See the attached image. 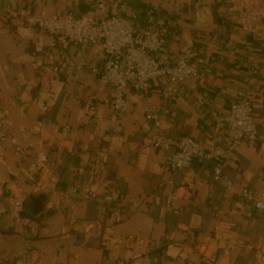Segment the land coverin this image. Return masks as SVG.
<instances>
[{
	"label": "crops",
	"instance_id": "1",
	"mask_svg": "<svg viewBox=\"0 0 264 264\" xmlns=\"http://www.w3.org/2000/svg\"><path fill=\"white\" fill-rule=\"evenodd\" d=\"M69 12L166 27L160 61L185 56L199 74L168 97L157 78L146 97L127 89L129 109L116 114L113 86L80 64L93 61L96 45L63 42L61 32L27 22ZM105 60L99 53L96 63ZM241 92L253 102L259 139L168 169L174 145L151 144L145 107L156 108L171 143L190 135L222 146L229 128L218 118ZM0 109V178L24 192L21 216L30 219L10 216L0 190V264H26L39 250L41 264H214L193 251L197 239L213 241L231 264L264 260V212L241 194L264 188V19L242 28L227 0H0ZM215 164L231 186L214 178ZM169 180L179 195L172 205Z\"/></svg>",
	"mask_w": 264,
	"mask_h": 264
},
{
	"label": "built area",
	"instance_id": "2",
	"mask_svg": "<svg viewBox=\"0 0 264 264\" xmlns=\"http://www.w3.org/2000/svg\"><path fill=\"white\" fill-rule=\"evenodd\" d=\"M227 2L236 12L238 23L244 29H252L257 20L264 19L263 0H227ZM27 22L49 34L61 32L59 38L63 42L74 41L84 45H96L98 53L93 56V61L83 57L80 59V64L89 68L99 83L113 86V107L116 114H125L129 109V100L125 94L127 89L137 91L142 97H146L151 92L152 80L157 78L165 82L166 89L163 95L168 97L176 94L187 78L199 74L198 63L185 56H179L173 62L160 61L161 55L168 49L169 32L166 27L157 28L151 24L135 25L132 20L121 14L76 16L71 12L49 16L31 14L27 16ZM99 53L106 55L102 65L96 63ZM145 110L146 117L153 122L156 130L150 139L151 144L164 150H169L171 145H174V150L166 156L165 161L166 167L171 170H186L196 160L212 161L219 156H229L243 141L259 139L253 102L246 92H241L240 98L230 105L223 116L218 118L229 128V136L222 146L205 144L190 135H184L171 143L160 133V120L156 108L149 104ZM2 117L3 113L0 109V137L4 138L6 133L1 122ZM213 176L228 186L232 185V181L224 175L220 164H215L213 167ZM46 183L50 182H44L42 186ZM168 183L173 186V189L168 192L166 201L167 204L172 205L179 197L178 188L175 187L173 180H169ZM0 190L6 193L9 215L16 220L28 223L30 219L21 216L24 192H14L1 178ZM241 194L257 210L264 212V188L259 194L243 188ZM52 203V201L49 203V207H52ZM31 231H35V228L31 227ZM216 246L217 244L215 245L211 240L197 239L192 249L214 264H231L227 254L214 250ZM39 251L37 258L28 253L26 264H41L43 250ZM117 263L125 264L126 261L119 259ZM253 264H264V260H258Z\"/></svg>",
	"mask_w": 264,
	"mask_h": 264
},
{
	"label": "water",
	"instance_id": "3",
	"mask_svg": "<svg viewBox=\"0 0 264 264\" xmlns=\"http://www.w3.org/2000/svg\"><path fill=\"white\" fill-rule=\"evenodd\" d=\"M264 1V0H263Z\"/></svg>",
	"mask_w": 264,
	"mask_h": 264
}]
</instances>
